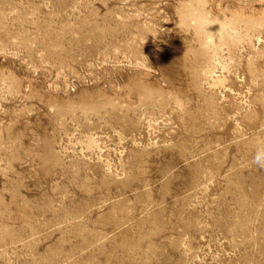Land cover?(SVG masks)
I'll list each match as a JSON object with an SVG mask.
<instances>
[{
  "label": "rangeland",
  "instance_id": "374dc122",
  "mask_svg": "<svg viewBox=\"0 0 264 264\" xmlns=\"http://www.w3.org/2000/svg\"><path fill=\"white\" fill-rule=\"evenodd\" d=\"M264 0H0V264H264Z\"/></svg>",
  "mask_w": 264,
  "mask_h": 264
},
{
  "label": "clouds",
  "instance_id": "9594fccd",
  "mask_svg": "<svg viewBox=\"0 0 264 264\" xmlns=\"http://www.w3.org/2000/svg\"><path fill=\"white\" fill-rule=\"evenodd\" d=\"M252 163L260 168V169H264V149H259L257 150V152L255 153Z\"/></svg>",
  "mask_w": 264,
  "mask_h": 264
}]
</instances>
